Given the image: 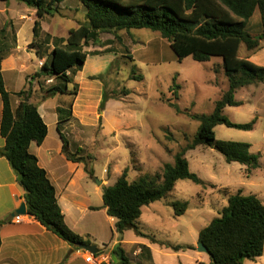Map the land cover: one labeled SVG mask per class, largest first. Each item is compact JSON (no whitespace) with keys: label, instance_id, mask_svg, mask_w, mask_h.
<instances>
[{"label":"trees","instance_id":"trees-1","mask_svg":"<svg viewBox=\"0 0 264 264\" xmlns=\"http://www.w3.org/2000/svg\"><path fill=\"white\" fill-rule=\"evenodd\" d=\"M17 1L37 11L33 27L34 41L30 45L32 49L38 45L37 41L42 36L41 19L46 15L59 13V6L64 0ZM80 1L86 8L87 22L71 29L66 39H56V42L61 40L60 45L46 55L39 71L31 76L21 91L14 94L19 101L17 106L12 103V94L6 87L2 71V62L16 42L14 38L13 44L8 45L7 34L13 27L5 26L0 30V96L3 104L0 131L6 140L5 147L0 148V156L7 159L17 175L19 185L25 191L29 215L76 249L82 244L93 245V242L67 226L56 188L46 170L40 166L39 158L31 152L32 143L41 146L48 135V126L39 112L38 104L31 101L35 93L32 90L33 81H61V84L45 88L42 83L37 82L40 91L44 90L41 97L43 100L58 94L76 96L78 91L71 92L70 89L74 84V77L83 70L89 55H99L90 54L84 48L90 42L98 45L102 33L114 34L123 30L150 29L158 32L169 42L179 60L187 57L198 62H209L214 57L222 59L221 66L228 81V90L215 102L211 114L191 115L193 120L200 123L199 128L192 142L175 155L174 162L165 164L161 172L145 174L133 181H129V169L125 168L114 185L104 186V206L108 215L116 219V231L120 237L128 230H134L138 236L145 237L139 228L143 208L166 198L174 191L179 180H191L198 185L206 184L191 171L186 158L188 150H194L198 146L215 149L224 156L227 163H240L247 167L249 173L261 166L260 155L251 152L250 144L218 140L215 129L219 125H225L240 130H253L255 119L247 124H237L230 121L224 113L227 107L242 105L236 99L239 89L264 84V66L242 58L239 54L243 44L249 51L261 48L260 41L264 40V0ZM257 10L261 14L262 28L259 39L248 30ZM39 46L41 49V45ZM42 57L39 54L38 58ZM135 72L133 70L132 74ZM99 78L91 77L94 80ZM134 79L141 82L143 76L135 75ZM180 88L176 83L172 86L175 100L180 98ZM109 99L104 91L101 110L105 109ZM167 104L177 114H184L177 103L168 100ZM58 114V129L64 142L65 155L73 162H83L84 157L68 152V142L62 133L63 124L72 116V108L59 109ZM89 174L92 175L91 170ZM170 205L175 216L180 217L187 212L189 203L177 201ZM11 220L9 218L0 221V227ZM198 242L208 249L210 264H246L247 261H256L264 255L263 201L257 195L244 194L243 190L230 195L228 205L222 209L220 216L201 230ZM1 244L0 237V248ZM162 245L175 252L193 249L192 246L170 243ZM141 248L142 261L152 263L149 248ZM111 256V264H133L121 244L111 251ZM67 259L68 257L61 264H65ZM142 261L141 264L147 263Z\"/></svg>","mask_w":264,"mask_h":264},{"label":"rangeland","instance_id":"rangeland-1","mask_svg":"<svg viewBox=\"0 0 264 264\" xmlns=\"http://www.w3.org/2000/svg\"><path fill=\"white\" fill-rule=\"evenodd\" d=\"M3 3L7 2L0 1V30L5 26L12 27L14 19L19 20L23 12L30 9L25 3L10 0V15H7ZM77 3L79 5L78 0H66L64 7H68L67 10L45 19L46 30L51 29L52 33L66 37L71 29L85 22L86 12L75 11ZM24 23L21 40L33 35V25L27 21ZM248 30L259 39L262 31L259 10L251 19ZM15 34L13 26L7 34L8 45L13 44ZM260 44L261 48L256 51L247 50L243 44L240 56L264 66V40ZM84 50L90 54L106 55L104 58L92 56L74 81L76 78L79 84H83L86 76L102 69L94 77H100L103 90L110 97L107 102V132H103L104 113L97 107L95 127L82 128L75 138L83 145L80 152L73 148L70 151L84 157V164L95 169L99 181L106 179L109 186L116 183L125 168L129 169V181H133L145 174L161 172L165 164L173 163L175 155L192 142L199 128L200 123L193 120L191 115L211 114L215 102L228 90L221 58L214 57L209 62H198L192 57L179 60L169 42L150 29L102 33L98 45L90 42ZM32 60L30 69H39L38 62L41 60L36 55L32 56ZM133 70L136 71L134 75ZM135 75L143 76V80H135ZM37 82L45 88L61 81L42 79ZM38 83L32 86L34 99L43 95L44 90L37 88ZM174 83L181 86L178 100L173 97ZM7 84L9 91H21L27 85L25 75L18 73L14 81ZM77 86L74 82L70 86L71 92L78 91ZM93 93L81 91L79 104L93 100ZM70 96L74 100V96ZM68 97L65 99L68 100ZM236 99L242 105L227 107L224 114L237 124H247L255 119V127L253 130H240L219 125L215 129L217 139L250 144L251 152L260 155L261 166L249 173L247 167L240 163H227L215 149L198 146L188 150L186 158L191 171L206 184L179 180L174 191L166 198L143 208L139 228L145 235V241L152 243L155 240L153 243L160 248L164 247L163 243H170L192 246L193 249L186 250L181 257L163 258L156 255L158 264L163 261L166 264H210V256L198 251L199 234L220 216L222 209L228 205L229 196L243 190L246 195H257L264 203V84L239 89ZM168 100L177 103L184 114H177L170 108ZM53 101H49L48 105ZM118 120L128 128L120 129ZM47 121L51 124L49 118ZM177 201L189 203L187 212L180 217L175 216L170 205ZM129 233L132 238L138 236L134 230ZM127 255L134 264H138L130 247H127ZM246 264H264V255Z\"/></svg>","mask_w":264,"mask_h":264},{"label":"crops","instance_id":"crops-1","mask_svg":"<svg viewBox=\"0 0 264 264\" xmlns=\"http://www.w3.org/2000/svg\"><path fill=\"white\" fill-rule=\"evenodd\" d=\"M65 2L66 0L60 4V11L67 10L68 7H64ZM78 2L79 5L77 3L75 11L86 12L83 3L80 0ZM9 5L10 1L5 4L4 10L7 15H10ZM36 14L37 11L30 8L28 11L23 12L19 20L14 19L13 26L16 30V42L2 62L6 87L8 85L7 82L14 81L18 73L25 75L27 83L31 79L30 76L41 68L38 64L39 69H30L29 64L33 62L32 56L36 55L38 57L41 54L43 57L38 58V60L44 62L46 55L56 46L60 45L61 40L56 42V39H66L67 37L54 34L51 29L46 30L45 19L50 16L46 15L41 19L42 36L37 41L38 45L31 49L30 45L34 41V36L32 35L31 38H25L24 40H21L20 36L25 29V21L30 22L34 27ZM13 18L11 17V19ZM86 22L87 19L79 25ZM49 36L51 37L50 39ZM39 45H41V49ZM92 56L104 58L106 55H89L85 65L89 64ZM101 70H96L94 74L86 76V78L84 77L83 84H79L75 78L74 82L78 85V92L74 96V100L71 99L70 95H68V100L65 99L67 94H58L46 100H43L41 95L37 99H31L32 102L38 104L39 112L48 126V135L44 143L41 146L32 143L31 152L39 158L40 166L46 170L56 188L59 206L65 216L67 226L76 234L90 239L99 250L108 253L110 261L112 260L111 251L119 244L122 245L126 253L127 247H130L132 256L137 258L138 264H141L142 261V246L149 248L152 257L151 264H158L156 255L163 258L184 256L186 250L175 252L165 246L160 248L153 242L148 243L140 236L132 238L129 233L131 230L126 231L120 237L116 231V219L108 215L107 209L104 206L103 190L104 186H107V180L102 179L99 181L95 169L85 165L83 162L69 160L64 153V142L58 129V110L72 108V116L63 124L62 133L68 142V152L71 153L70 150L72 148L76 149V151L80 150L83 145L75 139L77 133L81 132L82 128L93 129L97 122L95 109L101 105L104 90L102 82L91 79V77L98 75ZM36 84L37 82L33 81V86ZM37 88L39 89L38 86ZM83 90H87L89 93L95 92V96L93 93V97L91 98L93 100H88L84 105L82 103L79 104L82 99L81 91ZM9 92L12 94L13 105L17 106L19 101L14 94L19 91ZM51 100L55 101L51 105H48ZM2 109L3 104L2 99H0V127ZM101 113H104L105 116V120L103 118V132L106 133L107 104L105 109L101 110ZM47 118L50 119L52 125L47 121ZM119 127L120 129L128 128L127 125H121L120 122ZM5 145L6 140L2 137L0 131V148H4ZM85 145L87 144L85 143ZM89 170L92 171V175L89 174ZM23 203L26 204L25 191L19 185L17 175L7 159L0 156V221L12 219L11 222L3 224L0 227L2 241L0 264H61L66 257L68 259L65 264H91L86 261L90 252L82 248L76 249L72 247L68 242L49 231L38 220L30 216L28 209L25 215L18 214V210ZM17 216H21L19 223L14 221ZM132 263L134 264V262ZM162 264H166V262L163 261Z\"/></svg>","mask_w":264,"mask_h":264},{"label":"built area","instance_id":"built-area-1","mask_svg":"<svg viewBox=\"0 0 264 264\" xmlns=\"http://www.w3.org/2000/svg\"><path fill=\"white\" fill-rule=\"evenodd\" d=\"M43 64V61L39 62L40 67H42ZM14 221L19 223L21 221V216L15 217ZM86 261L91 264H110V257L108 253L98 251V253L96 254L89 253L88 257L86 258Z\"/></svg>","mask_w":264,"mask_h":264},{"label":"water","instance_id":"water-1","mask_svg":"<svg viewBox=\"0 0 264 264\" xmlns=\"http://www.w3.org/2000/svg\"><path fill=\"white\" fill-rule=\"evenodd\" d=\"M26 101H29V100L26 99ZM26 213H27L26 204L23 203L20 209L18 210V214L25 215ZM79 247L93 254H96L99 251V248L96 245L82 244ZM198 251L208 254V249L202 243L198 244Z\"/></svg>","mask_w":264,"mask_h":264}]
</instances>
